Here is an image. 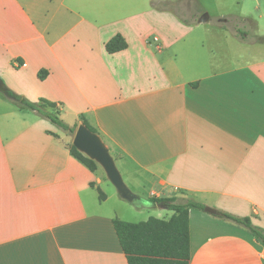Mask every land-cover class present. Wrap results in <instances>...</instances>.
I'll use <instances>...</instances> for the list:
<instances>
[{
  "label": "crops",
  "instance_id": "crops-1",
  "mask_svg": "<svg viewBox=\"0 0 264 264\" xmlns=\"http://www.w3.org/2000/svg\"><path fill=\"white\" fill-rule=\"evenodd\" d=\"M159 3L0 0V80L71 127L86 120L140 196L264 230V45L224 33L207 45L201 23ZM116 34L127 46L108 53ZM64 134L0 94V264H128L112 220L132 211ZM188 233L189 264H264L250 231L217 215L190 208Z\"/></svg>",
  "mask_w": 264,
  "mask_h": 264
},
{
  "label": "trees",
  "instance_id": "trees-1",
  "mask_svg": "<svg viewBox=\"0 0 264 264\" xmlns=\"http://www.w3.org/2000/svg\"><path fill=\"white\" fill-rule=\"evenodd\" d=\"M171 3L166 1L164 6ZM160 9V3L154 4ZM188 22V20L182 18ZM248 17H220L217 19V25L229 30L232 35L241 41L264 43V37L252 35L245 29V24L240 22L248 21ZM251 35V36H250ZM127 43L120 35H114L105 43V49L108 53H114L126 48ZM45 71L39 73L43 78ZM3 91L7 96L14 98L12 102L20 108L33 110L39 115L49 119L56 126L64 131L73 132L74 126L67 125L61 120L54 109L55 103L42 100L39 103L32 102L16 94L3 84ZM1 95H3L0 92ZM5 96V95H3ZM47 105L51 109L44 106ZM90 131L97 133L86 120L82 121ZM70 153L82 162L90 171L96 170L97 163L89 159L83 153L78 151L71 144L68 145ZM99 199L104 198L102 191L98 189ZM151 204H160L163 208L173 211L168 218L149 217L147 220L139 222L124 221L119 218L112 220L114 230L118 237L120 246L125 254L128 264H189V233H188V210L195 208L203 210L204 205L189 198L179 196L156 197L152 196L147 199ZM217 217L240 225L253 235L255 240L264 246V230L255 226L248 217H240L226 211H219Z\"/></svg>",
  "mask_w": 264,
  "mask_h": 264
},
{
  "label": "rangeland",
  "instance_id": "rangeland-1",
  "mask_svg": "<svg viewBox=\"0 0 264 264\" xmlns=\"http://www.w3.org/2000/svg\"><path fill=\"white\" fill-rule=\"evenodd\" d=\"M166 1H170L171 3L167 7L164 6ZM153 8L157 9L156 7ZM160 11H170L176 15L178 14V18L180 17L192 21H196L201 14L207 13L209 20L201 23L200 28L197 31V35L199 37H203L202 39H205L207 45L212 42V34L215 35L216 33H219L220 35H223L224 33L225 35L244 43L246 46L264 45L262 42L257 43L241 41L232 35L229 30L217 25V19L220 17H248L250 20L245 22L241 21L240 25L245 24V29L249 32V34L264 37V0H160ZM182 21L186 23V21ZM217 38L218 37H216V40L222 44ZM213 43H215V36ZM44 107L51 109L47 105ZM51 110L54 111V109ZM74 127L75 128L73 132L65 131L64 134V141L69 146L72 144L73 136L77 126ZM96 171L105 183L102 186L103 190L108 194L111 193L115 195L116 201L120 203L123 208L130 207L132 211L131 214L121 215L123 216L124 220L129 222H139L147 220L149 217L168 218L171 215L172 212L170 210L165 208L161 209L157 205L155 206V204H151L152 206L148 207H135L131 205L118 196L114 186L108 180L104 170L98 163L96 165ZM134 193L140 195V193ZM141 196L145 197V195Z\"/></svg>",
  "mask_w": 264,
  "mask_h": 264
},
{
  "label": "water",
  "instance_id": "water-1",
  "mask_svg": "<svg viewBox=\"0 0 264 264\" xmlns=\"http://www.w3.org/2000/svg\"><path fill=\"white\" fill-rule=\"evenodd\" d=\"M207 13H203L197 19L198 23H203L208 21ZM0 92L5 95L9 100L14 98L7 96L3 91V83L0 80ZM72 144L76 147L78 151L83 153L89 159L94 160L98 163L104 170L108 180L114 186L118 196L130 203L135 207H148L152 206L147 200L142 198L140 195L132 192L127 185L124 183L109 150L98 133L90 131L84 124L80 123L73 136ZM162 207L160 204H155V206ZM203 210L207 213L218 215L217 209L205 205Z\"/></svg>",
  "mask_w": 264,
  "mask_h": 264
}]
</instances>
